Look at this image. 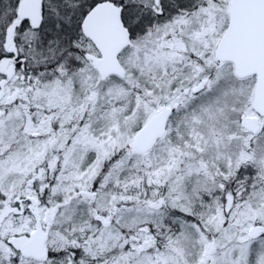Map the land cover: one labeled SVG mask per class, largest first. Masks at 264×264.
Masks as SVG:
<instances>
[{"label": "snow or ice", "instance_id": "snow-or-ice-1", "mask_svg": "<svg viewBox=\"0 0 264 264\" xmlns=\"http://www.w3.org/2000/svg\"><path fill=\"white\" fill-rule=\"evenodd\" d=\"M0 264H264V0H0Z\"/></svg>", "mask_w": 264, "mask_h": 264}]
</instances>
